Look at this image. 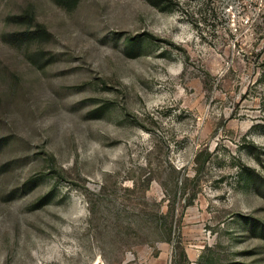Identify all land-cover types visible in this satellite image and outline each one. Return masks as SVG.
Listing matches in <instances>:
<instances>
[{"label":"rangeland","instance_id":"1","mask_svg":"<svg viewBox=\"0 0 264 264\" xmlns=\"http://www.w3.org/2000/svg\"><path fill=\"white\" fill-rule=\"evenodd\" d=\"M264 264V0H0V264Z\"/></svg>","mask_w":264,"mask_h":264},{"label":"trees","instance_id":"2","mask_svg":"<svg viewBox=\"0 0 264 264\" xmlns=\"http://www.w3.org/2000/svg\"><path fill=\"white\" fill-rule=\"evenodd\" d=\"M173 264H188V260L183 251H181L176 257H174Z\"/></svg>","mask_w":264,"mask_h":264}]
</instances>
